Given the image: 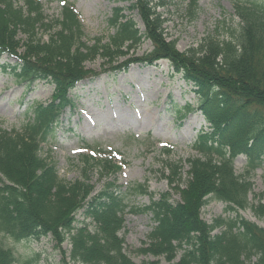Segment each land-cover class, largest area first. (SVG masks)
<instances>
[{
    "label": "trees",
    "instance_id": "16d2710c",
    "mask_svg": "<svg viewBox=\"0 0 264 264\" xmlns=\"http://www.w3.org/2000/svg\"><path fill=\"white\" fill-rule=\"evenodd\" d=\"M119 1L130 3L143 29L138 30L123 13L117 16L107 43H97L102 55L113 56L112 52L136 44L140 36L149 39L153 49L144 57L125 58L100 72L82 66L90 53L76 46L81 30L77 13L64 7L53 42L21 56L12 48V24L0 11V60L4 55L15 59L12 65L2 66L24 91L40 83L53 91L47 102L29 107L33 118L25 126V137L0 129V264L19 260L14 247L4 240L18 243L41 236H49L58 245L68 240L70 257L83 264H158L157 259L133 262L123 251L118 231L127 212L151 215L153 226L147 242L137 250L140 254L172 260L179 253L173 264H264L263 228L240 216L209 225L199 215L210 198L245 208L249 183L233 171L236 156H245L246 169L264 167V0H235L233 10L239 21L230 36L221 40L207 36L197 51L189 53L179 52L174 41H166L163 19L149 0ZM195 4L192 0L190 7ZM162 59L196 94L194 104L181 107L170 101L167 111L180 121L198 111L208 126L195 136L192 147L197 156L188 159V179L178 188L180 199L171 201L167 193L154 199L143 183L125 191L106 186L90 194L83 183L60 179L55 164L39 156L38 144L54 139L65 110L75 108L78 86L86 79L93 82L105 70L115 73L126 70L130 62L154 64ZM130 195H148L150 202L130 206ZM78 212L91 219L92 230L85 223L75 226ZM257 216L264 218V208ZM217 225L224 229L212 235Z\"/></svg>",
    "mask_w": 264,
    "mask_h": 264
},
{
    "label": "rangeland",
    "instance_id": "374dc122",
    "mask_svg": "<svg viewBox=\"0 0 264 264\" xmlns=\"http://www.w3.org/2000/svg\"><path fill=\"white\" fill-rule=\"evenodd\" d=\"M149 1L163 19V36L166 41H174L179 52L197 51L207 36L226 39L239 21L233 10L235 0H195L192 15V0ZM36 4L39 7L35 9ZM129 5L119 0H0V11L12 24V48L21 56L53 42L64 7L77 13L81 30L77 32L76 46L79 51L90 53L82 66L91 72H100L125 58L144 57L153 49L151 41L140 36L136 44L112 52L116 53L113 56L106 57L100 52L99 45L106 44L113 34L112 21L122 13L142 31L137 14ZM1 69L0 129L10 136L25 137V126L32 120L27 107L47 102L53 93L52 87L40 83L24 91L7 70ZM90 81L86 79L76 89L75 108L65 110L54 139L38 144L39 156L55 164L60 179L83 183L90 194L106 186L125 191L143 183L154 199L167 193L171 201H178V188H183L188 179V159L197 156L192 148L195 136L208 126L198 111L176 120L167 111V105L170 101L181 107L194 104V87L175 74L165 59L154 64L130 62L126 70L115 73L105 70ZM87 145L90 148H85ZM169 146L171 152L167 151ZM233 171L249 183L245 208L210 198L200 207V218L214 225L240 216L264 230V218L257 216L264 208V167L246 169L245 156L238 155L233 160ZM127 201L130 206L144 207L150 199L148 195H130ZM83 217L77 213L75 226L85 223L92 230L94 223ZM152 226L148 213L127 212L118 231L123 251L136 263L157 259L158 264H173L179 253L175 259L167 260L137 251L147 242ZM214 227L212 235L224 229L222 225ZM4 242L14 247L19 259L16 264H25L28 260V264H83L70 257V243L66 239L60 245L49 236L18 243ZM254 260L252 257L251 261Z\"/></svg>",
    "mask_w": 264,
    "mask_h": 264
}]
</instances>
